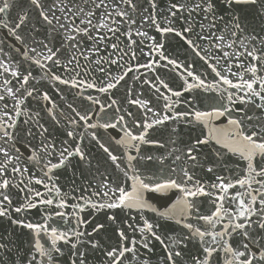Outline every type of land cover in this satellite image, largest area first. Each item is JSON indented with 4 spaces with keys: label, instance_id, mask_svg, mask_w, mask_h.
Returning <instances> with one entry per match:
<instances>
[{
    "label": "snow or ice",
    "instance_id": "6c2138e0",
    "mask_svg": "<svg viewBox=\"0 0 264 264\" xmlns=\"http://www.w3.org/2000/svg\"><path fill=\"white\" fill-rule=\"evenodd\" d=\"M121 3L126 7L117 6L109 12L106 0H91L93 7L85 13L80 7L73 11L66 0H52L51 3L48 0H0V28L6 29L7 34L21 45L23 51L21 47H12L23 57V61L28 62V67L22 68L23 61L13 62V57L0 48L3 54L0 56V218L31 231L27 264H90L97 252L103 255L100 264H122L129 254V259L139 258L141 248L153 253L150 247L152 240L158 241L164 249L163 264H264V0H185L183 3L169 0L164 10L167 26H162L156 18L158 0H146L147 6L142 8V12L148 13L142 17L145 22L151 21L162 36L174 35L184 41L211 69L214 79L207 81L185 68L186 75L179 74L183 81L180 85L182 91L174 90L159 78L160 86L145 80L142 83L149 84L158 94L156 99L164 103L157 106L140 96L129 98V91L125 98L129 105L135 106L136 112L122 108L116 99L111 98L112 90L120 86L129 72H138L141 67L155 71L161 66L155 57H152L151 63H143L135 68L127 66L120 75H112L107 68L97 67L96 71L103 73V76L85 81L77 79L81 73L76 69L81 65L76 54L62 63L64 58L59 54L60 48L54 49L51 42L35 41L34 38L36 46H32L21 33V28L31 24L34 17L37 23L49 26L52 31L56 30L57 25L65 29L67 46L79 52L85 61L93 65L104 63L123 67L120 64L123 56L119 59H93L80 51L82 42L91 40L96 45L92 49L94 55H100V45L111 40L107 33L116 36L120 32L119 22L111 19L115 15L126 18L129 25L128 30L120 32L129 41L128 51L124 55L132 60L137 59L133 46L138 42L133 39L131 31V25L136 20L130 13L136 12L140 5L138 0H121ZM101 8L104 10L101 16L109 19H97L93 23L92 18L97 16L96 10ZM13 9L18 10L17 16L10 20L9 14ZM57 11L62 16L67 12L73 18L64 16L67 21L64 23L61 16L56 15ZM223 12H230V17L226 18ZM245 13H251L253 18L259 17V32L248 21ZM77 16L79 24L76 23ZM196 16L201 18L200 33H194L192 27ZM181 21L184 22L181 27H175ZM220 21L224 22L222 28ZM32 27L35 28V25ZM94 29L96 34H93ZM188 33H194L199 40L209 41L210 47L201 48ZM135 35L153 41L150 50L156 52L161 61L167 60V64L173 68L182 67L164 55V44L149 36L148 32L138 30ZM241 36H244L243 40ZM237 44L239 49L235 47ZM61 46H65L64 41H61ZM110 47L113 51H123L115 41L110 43ZM221 60L223 64H220ZM33 66L43 73L40 79H50L78 89L77 94L91 101L92 105H98V109L88 107L77 111L69 104L74 115L65 117L67 124H62L52 97L47 91L36 88L35 84L39 80L33 76ZM233 67L237 71H233ZM56 68L75 75L66 79L54 71ZM98 79L99 84L96 82ZM161 87L171 95L161 92ZM89 89L108 95L109 102L105 105L91 95H84ZM56 90L60 91L58 88ZM196 91L215 93L218 106L201 108L185 100L184 107L177 111L182 103L179 98L185 92ZM173 97L176 99L173 100ZM29 98L46 102L44 106L50 120L62 127L66 136L75 143L65 139L60 143L67 146L58 149L53 135L55 129L50 131L40 122L39 112L29 114ZM107 109H112V114ZM97 111L105 114V118L101 120L97 116L94 122H90ZM59 115L63 116V113ZM126 117L131 118V123ZM221 118L226 123L218 126L216 122ZM180 125L187 131L181 130ZM81 127L84 133L77 131ZM169 128L173 144H176V140L172 136H187L186 140L181 141L183 149L173 148L163 157L142 154V146L165 147L156 137L163 135ZM97 129H103L105 133L115 130L122 135L117 138V135L109 133L110 141L106 144L102 136H98ZM85 134L103 151L105 162L110 161L111 166L119 170L122 179L104 182L102 190L93 192V196L100 197L98 201L89 199L84 205H69L68 199L76 198L61 191L56 183L59 178L56 173L58 169L70 167L73 157L86 164L91 163L82 147ZM113 142L123 151L115 153L110 147ZM21 146L25 151H30V155L25 157ZM169 157L172 162L165 166V160ZM148 160H155L161 167L155 172L140 171ZM177 161L181 162L179 171L173 166ZM29 166L37 169L43 178L28 176L25 183L24 177L30 171ZM32 183L42 184L46 192L28 187ZM11 188L20 192L27 190L32 195L30 198L25 197L26 203L16 206L13 204ZM173 192L178 194V198L168 211H160L150 202L149 194H152V199L158 200ZM67 208H72L71 214L65 211ZM34 209L43 211L41 220L29 222L20 215L14 218V214ZM86 209L94 214L104 213L107 220L118 225L124 223L120 219L121 212H126L135 221L136 217L131 215L133 211H149L163 220L174 221L186 231L177 238L169 237L166 242L158 232L161 226L141 217L142 226L137 222L128 223L126 228L118 227L115 230V245L104 246L98 239L92 238L106 227L99 221L92 226L91 232H87L90 239H81L86 235L89 222L79 213ZM56 218H60L63 225L55 226ZM73 218L75 225L64 227ZM192 220L202 224L198 226L190 222ZM128 231L138 232L141 239L130 237ZM190 245L195 248L194 252ZM0 250L10 251L5 243H0ZM141 264H149V260L143 259Z\"/></svg>",
    "mask_w": 264,
    "mask_h": 264
},
{
    "label": "water",
    "instance_id": "95a60500",
    "mask_svg": "<svg viewBox=\"0 0 264 264\" xmlns=\"http://www.w3.org/2000/svg\"><path fill=\"white\" fill-rule=\"evenodd\" d=\"M52 0H48V3H51ZM169 0H158V11L156 14V18L158 21L161 22L162 26H167L164 22V10L168 6ZM175 2V0H174ZM179 2L183 3L185 0H179ZM66 3L68 4L69 8H72L73 11L76 10L77 7L83 8L84 12H88L89 9H92L93 5L91 4V0H66ZM106 3L108 4V11L112 12L114 7H120L125 8L126 6L121 3V0H106ZM138 3L140 7L137 9L136 12L130 13L132 18L136 20L135 24L131 25V31L133 32V39L137 40V45L133 46L134 50L136 52L137 59L132 60L129 58V56L124 55V52L128 51V39L126 36L121 35L120 32H124L128 30L129 25L126 22V18L116 17L113 15L111 19H115L119 22V28L120 32L116 34V36H112L111 33H107L109 37H111V40L106 41L104 44L100 45V55L96 56L94 55L92 49L96 47V45L93 44L91 40L83 41L81 44L80 51L85 52L87 55L92 56L93 59H101L103 57L105 60L107 59H119L120 56H123V60H120V64L123 65V67H118L117 65L113 64H104L101 65H93L91 62L85 61L83 56L79 55V52H76L73 49H70L68 47V42L64 40V32L65 29L59 28V26H56V30L52 31V29L49 26L42 25L40 23H37L35 18H32V23L29 24L27 27L21 28V33L24 35L26 41L32 45L36 46V44L33 43V39L35 41H41L43 40L45 43L51 42V46L55 48H60V55L64 58L62 60V63L66 62L67 58L70 57L72 54H76L78 60L80 61L81 67L77 68L76 71L80 72L81 75L77 77V79H84L85 81H90L92 78L102 77L103 73L96 71L97 67H105L107 68L112 75H120L124 71H126L127 66H132L133 68L137 67L140 64L143 63H151L152 57H155L156 61L161 65L160 67L155 68V71H150L146 68H140L138 72H129L127 77H125L124 81H121L120 86H118L117 89L112 90L111 98H114L118 101V104L122 106V108H126L129 111L136 112L137 109L135 106L129 105L127 103V99L125 98L127 93L131 91V97L129 98H136L137 96H140L142 99L150 100L153 104L157 106H162L164 101L163 100H157L156 96L158 94L155 93L154 89L151 88V86L147 83H142L145 80L151 81L153 84L159 85V80H163L166 82L169 87L173 88L174 90H181L182 88L180 85H182L183 81L180 78L181 73L185 74V68H189L191 71H193L194 74L201 75L202 78H205L207 81H213L214 74L211 73V69L208 68L207 64L204 63V61L200 60L199 57H197L192 50L187 46L184 41L180 40L179 37H175L174 35H169L167 37L162 36L161 33L157 32L155 30L154 25L151 24V21L145 22V20L142 17H146L148 13L142 12V8L146 7V0H138ZM245 7V6H241ZM250 7V6H248ZM97 11V16L93 17V23H96L97 19L101 20H108L109 18L106 16H101V13L104 11L102 8ZM17 9H13L12 12L9 14V19H13L17 16ZM226 18L230 17V12H223L222 13ZM57 16H61V21L64 23H67V21L64 20V16H68L69 19H72L73 17L69 16L67 12L61 15L59 11L56 12ZM82 15V14H81ZM245 15L248 18V21L251 22L252 25L256 27V31H260L261 21L259 17L253 18L251 13H245ZM76 23L79 24V16L75 17ZM200 17L196 16L195 21L192 23V27L194 29V33H200ZM54 24H56V21H53ZM184 22L181 21L180 24H176L175 27L180 28L181 24ZM207 24V22H204ZM224 22L220 21L221 28L223 27ZM32 25H35V28L32 27ZM116 25H113L115 27ZM187 26V25H185ZM146 31L148 32L149 36H152L155 38L156 41L161 42L164 44V55L170 59L175 60L178 64H180L182 67L180 68H173L172 65L167 64V60L161 61L159 59V56L156 54V52H152L150 50V45L153 43V41L145 39L140 36H136V31ZM194 33H188L187 35L190 36L193 41L201 46V48H208L210 47L209 41L206 40H199L197 35ZM93 34H96V30H93ZM248 33L246 32L245 35ZM116 37H119L117 39ZM241 40L244 39V36L240 37ZM0 41H3L2 44H0V48H3L4 53H8L13 57V62L19 63L23 61V57L15 52L12 45H15L16 47H21L18 42L14 40L13 37L9 36L7 34L6 29L0 28ZM61 41H64V47L61 46ZM112 41H115L117 44H119V48L123 51H113V49L110 47V43ZM140 41H143L140 43ZM245 43H248V41H245ZM237 49L240 48L239 44L235 45ZM242 50V49H241ZM21 51H23V48L21 47ZM215 52V50H213ZM111 54V55H109ZM3 54L0 53V56ZM6 59V57H4ZM243 59V57H241ZM125 61H127V64H125ZM215 63V61H213ZM223 60L220 61V64H223ZM165 65H167L165 67ZM28 67V62L23 61L22 68ZM69 67H72V65H69ZM54 71L61 74L64 78H69L70 75H75V73H67L61 68H56ZM233 71H237L235 67H233ZM87 73V75H85ZM43 75L40 69L35 68L33 66V76H35L39 83H36L35 86L37 89H41L42 91H47L48 94L52 97V100L57 105V111H58V118L62 121V124H67V120L65 117H68L70 115H74L72 113V110L68 107L69 104H71L74 108L77 109V111H82L83 109H86L88 107H91L93 109H98V105H92L91 101L84 99L83 96L78 95V89H73L65 85H60L56 81H50V79H40V77ZM139 76L140 79L137 80L136 77ZM159 78V80L157 79ZM191 78H189L190 80ZM234 79V78H233ZM97 84L100 83V80L98 79ZM15 83V81H14ZM35 83V81H33ZM55 85V87H53ZM60 89V91H57L56 89ZM161 92H164L166 95H171L167 92L166 89L161 87ZM142 94V95H141ZM84 95H91L93 98L98 99L101 103H104L105 105L109 102V96L103 93L97 92L95 89H89L86 90ZM193 97L196 99L193 100ZM215 93H203L201 91H196L193 93H187L185 92L182 97L179 99L181 100V105L179 108H177V111H180L183 107V101L187 100L192 104H195L198 107L201 108H212L215 106H218V100L214 98ZM173 100L176 98L173 97ZM46 102H43L39 98L33 99L29 98V101L27 103V109L29 111L30 115H33L35 112L40 113V122L45 124L46 127L50 129V131H53V135L55 136V139L57 141V148H61L63 146L60 141H63L65 139H69L66 136V133L64 129L60 126L54 125V122L50 120V118L47 115V108L44 106ZM62 112L63 116H60L59 113ZM107 112L109 114H112V109H107ZM123 114V112L121 113ZM259 114V113H257ZM97 116L100 117L101 120L105 118V114L99 113L98 111L93 115V121L94 122L97 118ZM26 117H22L21 119H25ZM126 119L129 120V123H131V118L126 117ZM218 126H223L226 123V120L224 118H221V120L216 122ZM180 129L183 131H187L183 125H180ZM78 132L84 133V129L78 128ZM93 131V130H88ZM98 136H102L103 142L106 144H109L110 136L109 133L112 135H117V138L119 135H122V133L117 134L115 130H109V133H105L103 129H97ZM171 132V128L168 129L167 132H164L163 135H158L156 139H158L161 143L165 145V147L161 148L156 145H146L142 146V154L152 155L154 157H163L166 156L169 151H171L173 148L179 147L180 149H183L184 145L181 141L186 140L187 136H172V139L176 140V144L171 143L169 133ZM52 137H50L51 139ZM39 141V137H37V142ZM70 143H75L70 140ZM84 148L86 154L89 157V160L91 161L90 164H86L84 161H80L78 158L73 157L70 167L58 169L56 175H58V179L56 181L57 185L60 186L61 191L63 193L68 194L70 197L74 196L76 199H68V204L72 205L75 203H79L81 205H84V202L86 200L92 199V200H99L100 197L93 196L92 193L95 191L102 190V184L104 182H109L113 180H117L118 178L122 179V174L119 173V170L114 169L113 166H111V162H105V154L99 147L95 144L94 141L90 140V137H88L85 134V140L84 144L82 145ZM110 147L115 151V153L119 154L123 150L118 146L115 145L114 142L110 144ZM21 152L24 153V156L27 157L30 155V151H25L24 147L21 146ZM182 154V153H181ZM55 162V160H54ZM171 157L165 160V166L170 164ZM181 162L177 161L174 167H177V171H179V164ZM159 167H161L155 160H148L143 163V166L140 168V171L142 172H155ZM30 171L29 173L25 174V183H27V177L33 176L35 178H43L42 174L32 166H29ZM166 170V168H165ZM46 179V178H45ZM207 179V177H206ZM18 182V181H17ZM130 183V182H129ZM23 187V185H21ZM28 187L33 188L35 190L46 192V189L43 187L42 184L37 185L35 183L29 184ZM10 193L13 199V204L16 206L23 205L26 203L25 197H31V193H28L27 190L25 192H20L16 188H11ZM49 195H54L53 193H49ZM150 202L153 203V205L158 208L160 211H168L171 209L172 204L175 203L176 199L178 198V194L176 192L171 193L168 197L160 198V199H152V194H149ZM201 199H207V198H201ZM66 212L69 214L72 213V208L65 209ZM119 211V210H117ZM179 214V209H177V215ZM16 215H20L22 219H25L29 222L31 221H39L41 220L42 215H44L43 211L41 210L38 212L37 210H31L26 213L22 214H14V218ZM79 215L85 220L88 221L87 227H86V235L84 237H81L82 240L90 239V237L87 236V232L92 231V226L97 223V221L104 223L106 227L104 229H101L99 233L95 234V237H92L94 239H98L101 244L104 246L112 245L114 246L117 241V234L116 229L118 227H127L128 223H137L142 226L143 221L141 217L147 218L150 222L158 223L161 227L158 229V232L165 238L166 242H168V238H177L179 237L183 232H185V229H182L181 226L176 225L174 221H166L157 216L155 213L144 211L143 213H137L132 212L131 215L136 217V220L133 221L130 219L129 215L126 212L120 213V219L124 221L122 225H118L116 223H113L112 221H109L104 216V213L94 214L92 211L86 209L84 212L79 213ZM194 224H202V222H197L195 220L190 221ZM55 226H61L63 225V222L60 218H56L54 221ZM75 225V219H71L68 222V225H64V227H71ZM128 235L132 238H135L137 240H140L139 233H133L131 231H128ZM31 241H32V233L30 230L22 228L18 225L12 224L11 221L6 220L4 218H0V243H5L8 245V250H0V264H27V257L29 255V249L31 247ZM139 246V245H138ZM150 247L153 248V253H148L146 249H140V257L139 258H131V254H129L128 257H125L122 264H141V261L143 259H148L149 264H163V257H164V249L159 244L158 241L152 240ZM190 248H192V251H195V248L190 245ZM187 251V250H185ZM63 259V258H61ZM103 259V255L100 252L95 253V255L91 258L90 264H100V261ZM187 260L188 257H185Z\"/></svg>",
    "mask_w": 264,
    "mask_h": 264
}]
</instances>
